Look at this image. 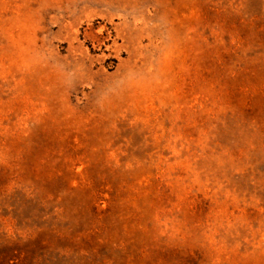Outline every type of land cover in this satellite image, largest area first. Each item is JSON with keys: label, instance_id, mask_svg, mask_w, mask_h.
<instances>
[{"label": "rangeland", "instance_id": "rangeland-1", "mask_svg": "<svg viewBox=\"0 0 264 264\" xmlns=\"http://www.w3.org/2000/svg\"><path fill=\"white\" fill-rule=\"evenodd\" d=\"M0 264H264V0H0Z\"/></svg>", "mask_w": 264, "mask_h": 264}]
</instances>
